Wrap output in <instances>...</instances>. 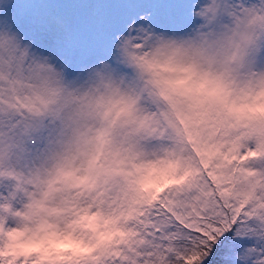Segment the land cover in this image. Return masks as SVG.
Instances as JSON below:
<instances>
[{
  "label": "snow or ice",
  "instance_id": "obj_1",
  "mask_svg": "<svg viewBox=\"0 0 264 264\" xmlns=\"http://www.w3.org/2000/svg\"><path fill=\"white\" fill-rule=\"evenodd\" d=\"M0 264H264V0H0Z\"/></svg>",
  "mask_w": 264,
  "mask_h": 264
}]
</instances>
